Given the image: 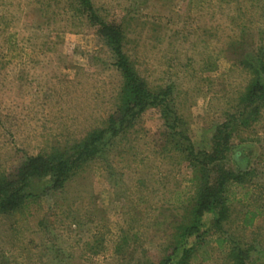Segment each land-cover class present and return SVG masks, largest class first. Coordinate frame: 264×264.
<instances>
[{"label": "rangeland", "instance_id": "rangeland-1", "mask_svg": "<svg viewBox=\"0 0 264 264\" xmlns=\"http://www.w3.org/2000/svg\"><path fill=\"white\" fill-rule=\"evenodd\" d=\"M92 1L122 25L124 52L149 88L171 87L175 131L209 152L216 125L240 105L250 78L244 63L264 54V0ZM72 2L0 0V173L103 127L117 106L122 77ZM171 119L148 107L59 189H49V176L32 179L27 207L0 214V264H154L169 254L174 264L181 249L172 253L171 244L196 181L187 140L169 137ZM228 143L247 146V166L264 180V107L249 125H232ZM227 155L223 167L235 170ZM253 204L251 196L233 201L224 225L242 243L264 246V214L241 225ZM212 218L203 213L200 231ZM206 249V259L199 252L189 264H230L224 248Z\"/></svg>", "mask_w": 264, "mask_h": 264}, {"label": "trees", "instance_id": "trees-1", "mask_svg": "<svg viewBox=\"0 0 264 264\" xmlns=\"http://www.w3.org/2000/svg\"><path fill=\"white\" fill-rule=\"evenodd\" d=\"M72 1V7L95 28L97 36L104 41L122 77L117 106L103 127L90 130L85 137L64 148L53 147L47 152L27 156L14 173H0V214L20 212L27 207L34 195L28 190L34 178L49 176V189L53 191L62 187L65 179L77 168L105 150L109 139L130 127L148 107L160 106L166 122L172 114L174 116L172 122L166 125L171 130V140L176 142V136H180L188 142L182 150L186 152L188 165L196 181V194L191 198L187 222L177 226L174 243L171 244L172 253L181 249L174 264H189L199 252L206 254V259L209 251L206 248L214 246L217 249L224 248L225 258L230 264H264V246L254 241L242 243L224 225L231 215V203L235 200L244 201L248 196H251L254 204L242 212V227L252 226L254 219L264 214V180L254 179L257 176L256 168L247 166L251 151H245L247 146H233V149L228 143L230 127L236 123L249 125L256 120L259 109L264 107V54H258L254 64L244 63L250 78L238 98L240 105L216 125L210 138V151L195 150L189 138L183 135V130L175 131L178 118L174 115L171 87L165 86L155 91L150 89L124 52L125 34L122 25L106 20L92 0ZM228 153L237 166L235 170L223 167ZM209 170H212L213 175H209ZM204 212L213 213V218L210 227L200 231L198 225ZM191 236H195L196 240L183 246V241ZM212 243L214 245L210 247ZM170 262L171 254L154 264Z\"/></svg>", "mask_w": 264, "mask_h": 264}]
</instances>
